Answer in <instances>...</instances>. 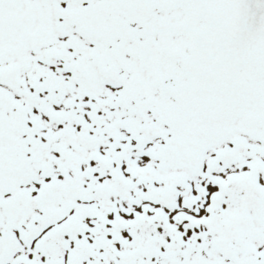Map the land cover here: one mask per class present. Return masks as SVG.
<instances>
[{"label":"snow or ice","instance_id":"1","mask_svg":"<svg viewBox=\"0 0 264 264\" xmlns=\"http://www.w3.org/2000/svg\"><path fill=\"white\" fill-rule=\"evenodd\" d=\"M0 264H264V0H0Z\"/></svg>","mask_w":264,"mask_h":264}]
</instances>
